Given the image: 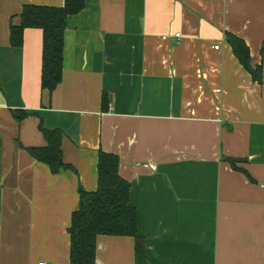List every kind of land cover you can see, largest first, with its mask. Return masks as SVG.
Here are the masks:
<instances>
[{"label": "crops", "instance_id": "0c3cea01", "mask_svg": "<svg viewBox=\"0 0 264 264\" xmlns=\"http://www.w3.org/2000/svg\"><path fill=\"white\" fill-rule=\"evenodd\" d=\"M28 4L65 0H0V264H71L68 228L79 188L98 187L100 151L119 156L149 264H264V0H86L53 92L43 31L10 42ZM41 123L63 131L68 169L29 152L46 145ZM96 264H136L134 238L100 235Z\"/></svg>", "mask_w": 264, "mask_h": 264}, {"label": "trees", "instance_id": "16d2710c", "mask_svg": "<svg viewBox=\"0 0 264 264\" xmlns=\"http://www.w3.org/2000/svg\"><path fill=\"white\" fill-rule=\"evenodd\" d=\"M85 5L86 0H65L63 7L28 4L22 9L20 23L11 26L10 42L14 47L22 46L25 29L40 28L43 31V90L53 92L62 81L67 20L69 16L80 13ZM226 38L240 63L252 74L253 80L262 82V66H252L250 48L245 40L232 33H227ZM15 112L19 121L30 115L23 110ZM40 129L46 145L29 148L35 160L47 164L53 173L71 167L63 159V131L59 128L48 129L43 123ZM224 159L233 168L248 174L238 166V163L246 162V159ZM119 165L117 154L100 151L97 189L89 192L82 186L79 188V207L73 212L68 228L71 264H96L97 240L100 235L133 237L136 264H149L145 242L138 231V212L130 203L131 184L120 175Z\"/></svg>", "mask_w": 264, "mask_h": 264}, {"label": "built area", "instance_id": "2783aa9c", "mask_svg": "<svg viewBox=\"0 0 264 264\" xmlns=\"http://www.w3.org/2000/svg\"><path fill=\"white\" fill-rule=\"evenodd\" d=\"M176 37H180V33H177V34H176ZM164 38L166 39L167 37L165 36ZM219 47H220V46L218 45V46H216L215 48L219 49ZM39 264H49V263L43 261V262H40Z\"/></svg>", "mask_w": 264, "mask_h": 264}]
</instances>
